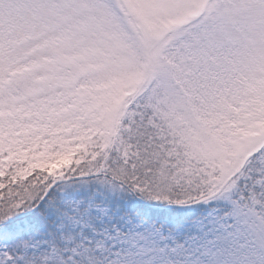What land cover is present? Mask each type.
I'll list each match as a JSON object with an SVG mask.
<instances>
[{
    "label": "rangeland",
    "instance_id": "obj_1",
    "mask_svg": "<svg viewBox=\"0 0 264 264\" xmlns=\"http://www.w3.org/2000/svg\"><path fill=\"white\" fill-rule=\"evenodd\" d=\"M259 26L264 0H0V264H264Z\"/></svg>",
    "mask_w": 264,
    "mask_h": 264
},
{
    "label": "trees",
    "instance_id": "obj_2",
    "mask_svg": "<svg viewBox=\"0 0 264 264\" xmlns=\"http://www.w3.org/2000/svg\"><path fill=\"white\" fill-rule=\"evenodd\" d=\"M122 2V1H121ZM261 27V26H259ZM261 28H264V27H261ZM37 180V179H36ZM4 183V182H3ZM50 184V183H49ZM48 185H42V186H38V183L35 181V179H33V181L30 183V179H26L25 181H23L22 183H20L18 185V187H12L13 189H11V192L13 194L14 197H21L23 195L25 196H31L30 199H31V204L29 206V209H34L38 203H40L41 199L43 198V195L45 194V192L47 191L48 189ZM9 184H6V186H8ZM31 185H33V187L35 186V188H44L42 190V192H32V190L28 189V187H31ZM6 191H8V189L4 190L2 192V195H3V200L6 199ZM51 191V190H50ZM53 196V192H49V195H48V198H51ZM121 196V194H120ZM184 199H186V202L188 201V198L187 196L185 195L183 197ZM29 199V200H30ZM240 199L242 200V194L241 193H238V198H234V203L235 204H238V202L240 201ZM136 200V199H135ZM136 203L138 204L137 206H135V204L133 205L134 206V210L137 211V212H144V209L145 210H149V212L145 213L146 216L150 219H153L155 220L156 218H161V217H170L171 214H177L176 212L178 211V208H173L172 210H169V211H166L164 209H156V208H150L148 207V203H145L144 201L142 202L141 200H136ZM244 211L242 212L241 216H245V218L247 219V221H250L251 224L253 225L255 231L256 229L259 231V234L262 233V230H261V222L262 220L258 219L256 217H254L253 213H250V211H248V209L244 208L243 209ZM39 212V211H38ZM37 212H34V213H31L30 217H34L35 218V214ZM239 213H241V211H239ZM141 216L144 215L143 213H140ZM178 215V214H177ZM256 220V222L254 223V221Z\"/></svg>",
    "mask_w": 264,
    "mask_h": 264
}]
</instances>
